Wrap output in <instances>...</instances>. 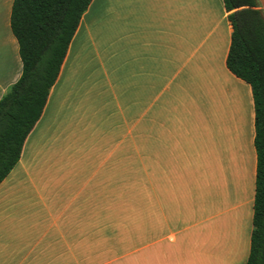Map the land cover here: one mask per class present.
<instances>
[{"label":"crops","instance_id":"1","mask_svg":"<svg viewBox=\"0 0 264 264\" xmlns=\"http://www.w3.org/2000/svg\"><path fill=\"white\" fill-rule=\"evenodd\" d=\"M12 1L0 0V99L22 72ZM231 34L222 0H92L0 182V264H82L112 227L103 184L135 167L148 174L138 264H246L254 113L225 66Z\"/></svg>","mask_w":264,"mask_h":264},{"label":"trees","instance_id":"2","mask_svg":"<svg viewBox=\"0 0 264 264\" xmlns=\"http://www.w3.org/2000/svg\"><path fill=\"white\" fill-rule=\"evenodd\" d=\"M92 0H13L10 30L22 72L0 99V182L41 118L69 45ZM232 28L226 69L251 89L256 156L246 264H264V12L258 0H222Z\"/></svg>","mask_w":264,"mask_h":264},{"label":"rangeland","instance_id":"3","mask_svg":"<svg viewBox=\"0 0 264 264\" xmlns=\"http://www.w3.org/2000/svg\"><path fill=\"white\" fill-rule=\"evenodd\" d=\"M134 169L123 179L116 178L114 184H103L102 199L108 198V204L100 208L112 227L104 237L99 236L95 253H82V264H138L137 216L141 188L147 184L148 174ZM152 176L149 184H153Z\"/></svg>","mask_w":264,"mask_h":264}]
</instances>
